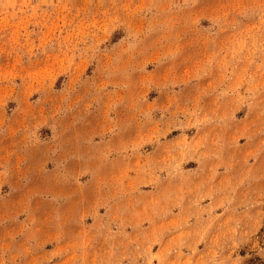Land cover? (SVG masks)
Here are the masks:
<instances>
[{"label": "rangeland", "instance_id": "1", "mask_svg": "<svg viewBox=\"0 0 264 264\" xmlns=\"http://www.w3.org/2000/svg\"><path fill=\"white\" fill-rule=\"evenodd\" d=\"M0 264H264V0H0Z\"/></svg>", "mask_w": 264, "mask_h": 264}]
</instances>
